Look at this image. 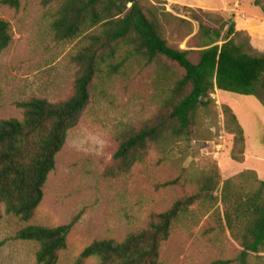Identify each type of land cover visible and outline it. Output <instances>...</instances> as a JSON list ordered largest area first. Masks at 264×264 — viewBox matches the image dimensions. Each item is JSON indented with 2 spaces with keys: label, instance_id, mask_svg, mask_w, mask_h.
Instances as JSON below:
<instances>
[{
  "label": "rangeland",
  "instance_id": "1",
  "mask_svg": "<svg viewBox=\"0 0 264 264\" xmlns=\"http://www.w3.org/2000/svg\"><path fill=\"white\" fill-rule=\"evenodd\" d=\"M253 1L140 0L157 12L167 43L190 51L193 62L199 55L200 23L221 28L231 13L240 31L237 41H248L252 53L264 51L253 46V38L264 39V11ZM57 8L54 1L20 0L14 8L0 0V18L9 22L12 33L11 44L0 54V121L22 120V101L60 102L74 93L79 68L72 57L83 40L55 37L51 22ZM182 74L177 63L159 57L150 64L127 62L116 74L103 72L94 80L90 101L55 157L33 216L24 221L2 208L0 264H38L39 243L17 238L18 231L27 225L58 226L78 215L56 264H99L92 257L80 258L87 245L122 241L147 228L175 200L198 191L206 175L218 181L217 201L200 199L190 207L189 219L161 243V264H237L242 247L220 224L218 210L222 215L226 179L232 191H253L264 181V103L258 96L214 89L197 111L188 138L150 145L144 160L127 173L119 172L114 159L120 136L154 121L171 83ZM225 106L243 128L242 147L226 126ZM251 261L264 264L257 256Z\"/></svg>",
  "mask_w": 264,
  "mask_h": 264
},
{
  "label": "trees",
  "instance_id": "2",
  "mask_svg": "<svg viewBox=\"0 0 264 264\" xmlns=\"http://www.w3.org/2000/svg\"><path fill=\"white\" fill-rule=\"evenodd\" d=\"M46 1L58 3L51 22L57 39L82 36L83 42L72 57L79 68L75 91L60 102L38 97L22 101V120L0 121V219L2 208L24 221L33 216L43 199L48 174L55 168V157L88 105L94 80L103 72L113 75L127 62L150 64L159 57L174 61L183 69L182 76L171 83L157 118L120 136L114 153L120 173H127L143 161L150 145L159 147L188 138L197 125V111L206 105L204 99L214 89L255 95L264 103V52L252 53L248 41H237L240 31L232 20L233 13L221 28L200 23L199 55L193 62L190 51L167 43L157 12L144 7L140 0ZM1 2L14 8L20 5V0ZM253 4L264 11V0H254ZM11 42L10 24L0 18V54ZM224 114L227 128L233 130L236 144L242 147L244 132L237 115L229 106L224 107ZM199 184L198 191L175 200L147 228L122 241L95 240L82 250L80 258L92 257L99 264H161V243L177 224L189 219L190 207L200 199H218L214 195L218 186L215 175H206ZM232 188L231 180L226 179L221 198L223 214L218 210V219L242 247L237 264H252V257L264 258L260 255L264 252V181L253 191ZM78 219L79 215L54 227L27 225L16 237L39 243L38 264H56L58 251L65 248Z\"/></svg>",
  "mask_w": 264,
  "mask_h": 264
},
{
  "label": "crops",
  "instance_id": "3",
  "mask_svg": "<svg viewBox=\"0 0 264 264\" xmlns=\"http://www.w3.org/2000/svg\"><path fill=\"white\" fill-rule=\"evenodd\" d=\"M252 41H253V46L259 48L260 50H264V39L262 38L258 39V37H256L253 38Z\"/></svg>",
  "mask_w": 264,
  "mask_h": 264
}]
</instances>
